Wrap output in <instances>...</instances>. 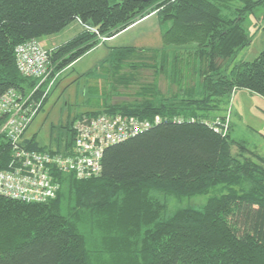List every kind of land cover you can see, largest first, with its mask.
Masks as SVG:
<instances>
[{"label": "trees", "instance_id": "1", "mask_svg": "<svg viewBox=\"0 0 264 264\" xmlns=\"http://www.w3.org/2000/svg\"><path fill=\"white\" fill-rule=\"evenodd\" d=\"M233 2L0 0V98L12 90L31 96L39 113L56 76L97 46L152 14L168 25L161 49H114L113 64L102 70L109 91L92 88L103 100L62 126V139L42 146L24 136L22 146L31 151L69 153L79 119L160 118L108 147L98 176L56 173L61 187L54 200L27 203L0 194V264H264V158L232 140L226 116L219 117L238 90L264 99V52L231 68L251 44L246 22L264 0ZM74 23L84 30L47 50V80L22 76L17 47ZM143 70L153 72L151 83H140ZM161 76L177 86L174 94L160 89ZM121 89H133L132 99L113 102ZM5 122L0 116V172L13 160L1 133ZM154 191L207 200L169 215Z\"/></svg>", "mask_w": 264, "mask_h": 264}, {"label": "rangeland", "instance_id": "2", "mask_svg": "<svg viewBox=\"0 0 264 264\" xmlns=\"http://www.w3.org/2000/svg\"><path fill=\"white\" fill-rule=\"evenodd\" d=\"M238 1L234 0V7ZM167 27L160 24L157 16L152 14L114 38L100 44L75 64L59 73L56 76V81L50 83L49 86L53 85L49 90L48 100L28 128L25 137L27 139L35 137L42 146L50 145L57 138L62 139V126L65 127L79 116L96 109L98 102L103 100L104 96L102 94L93 95L92 88H97L100 91L105 89L106 82L103 79L102 70L110 67L111 63L113 64L111 53L114 49L123 47L161 49L164 47L163 33ZM246 27L251 32L250 23H247ZM83 30L84 28L81 25L74 23L63 32L51 36L50 39H52L53 45L60 46L72 40ZM49 46L44 47L48 48ZM261 48L258 38H254L252 46L231 61V68L240 62L241 56H244V58L246 56L249 61L255 60L260 55ZM153 78V72L150 70H143L139 73V81L142 84L151 83ZM160 89L164 93L173 92L174 94L177 86L170 85L169 81L161 76ZM105 90L109 91V88L106 87ZM133 93V89H121L119 95L114 94L113 102L130 101ZM220 115L219 117L226 116V120H228L227 124L229 131L231 130L232 140L243 144L248 150L256 152L264 158L263 98L246 90H238L233 94ZM237 151L235 147L233 153H237ZM152 195L161 204L165 205L169 215L178 208H200L207 200L205 195L177 198L158 191H154Z\"/></svg>", "mask_w": 264, "mask_h": 264}, {"label": "built area", "instance_id": "3", "mask_svg": "<svg viewBox=\"0 0 264 264\" xmlns=\"http://www.w3.org/2000/svg\"><path fill=\"white\" fill-rule=\"evenodd\" d=\"M16 63L25 78L45 81L49 76V52L37 40L17 47ZM39 107L31 96L24 99L13 90L0 98V116L6 117L1 133L13 148L9 169L0 172V194L27 203H46L57 197L61 185L55 179L56 173H73L84 180L98 176L108 147L127 141L160 122L158 117L150 122L122 114L85 117L74 125L71 152H37L22 145ZM227 122L223 125L226 131Z\"/></svg>", "mask_w": 264, "mask_h": 264}, {"label": "crops", "instance_id": "4", "mask_svg": "<svg viewBox=\"0 0 264 264\" xmlns=\"http://www.w3.org/2000/svg\"><path fill=\"white\" fill-rule=\"evenodd\" d=\"M249 17L250 19L249 18L247 19L246 24L250 23L251 32H249V34L252 37V41H251V44L246 49L241 51L239 54H243L244 52H246V50H248L250 46H252V44L254 43V38H258V40L260 41V44L262 46L261 52H260L261 54L262 52H264V3L260 5L259 7H257ZM45 38L39 42L41 43L43 47L50 45L48 48L44 47L46 50L50 51L57 47L52 44V39H50V37H45ZM240 61H249V60L246 59V56L245 58L244 56H241Z\"/></svg>", "mask_w": 264, "mask_h": 264}, {"label": "bare ground", "instance_id": "5", "mask_svg": "<svg viewBox=\"0 0 264 264\" xmlns=\"http://www.w3.org/2000/svg\"><path fill=\"white\" fill-rule=\"evenodd\" d=\"M129 28H130V27H129ZM129 28H128V29H129ZM76 177H77V176H76ZM77 179H78V180H84V179H81V178H79V177H77Z\"/></svg>", "mask_w": 264, "mask_h": 264}]
</instances>
